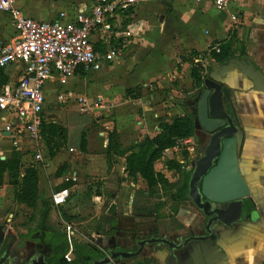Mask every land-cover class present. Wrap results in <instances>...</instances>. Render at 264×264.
Returning <instances> with one entry per match:
<instances>
[{
	"label": "crops",
	"instance_id": "1",
	"mask_svg": "<svg viewBox=\"0 0 264 264\" xmlns=\"http://www.w3.org/2000/svg\"><path fill=\"white\" fill-rule=\"evenodd\" d=\"M86 2V0H39L38 2L35 0H15V5L25 16L36 19L35 15L40 13L36 12L39 7H36L35 3H41V15L36 20H52L58 17L60 12L66 13V18L72 17ZM216 11L211 0H146L135 8L120 13L115 20V24L120 26L128 37L122 50V57L119 59H128L134 62L137 57V75H139L137 84L127 88L142 86L143 83L147 82L153 83L164 74V80L166 79L165 81L168 82L177 77L181 78L182 75L191 78L192 62H183L181 57L187 56L191 50L207 51L210 46L219 42L230 44L231 55L236 58L248 56L253 63L264 70V0H235L224 9L218 10L226 14L224 18L214 16L213 13ZM46 16H50V18L44 19ZM233 16L235 18H232ZM15 36L16 30L9 13L0 10V40L8 42ZM160 36L165 37L168 41L167 62L164 69L158 70L151 76V72L143 70L142 67L149 62L150 58H154L155 43L160 39ZM106 65H109V63ZM115 67L117 66H112V68ZM21 69L22 65L14 64L3 70L2 74L6 77L5 84H14L20 75ZM86 73L76 72L73 76L85 75ZM231 78L232 75L229 74L225 81H227V86L235 97L239 108V116L242 117L245 124H254V134L264 133V102L251 103L252 100L248 98L242 88L232 84ZM48 81L52 83L55 94L58 91H67L75 99L71 90L63 88L64 85L56 89L53 81ZM241 81L245 84L244 79ZM127 88H124L122 93L124 95L123 100L119 97V101L123 107H133L131 106L133 101L137 100V113L131 108L133 125L137 129L132 130L131 127H128L125 128V131L122 130L121 123L117 119L119 112L114 101H105L113 113L112 116H107L103 112L101 114L102 118L96 120L92 114H79L77 111L70 110L68 105H63L66 108L65 115L67 116L63 125H60L66 128L65 144L54 157H49L41 164L36 165L38 168V187L45 197L51 198L53 192L61 190V186L68 185L67 183L70 182L72 185L66 187L70 191L68 200L76 193L80 194L75 202H70L66 206V209L62 205H53L57 209H62V216L63 214L68 216L79 214L84 217L91 214L92 216L88 220L95 219L97 222L105 202H108V207L114 206L112 213H109L108 207L104 210V213L113 217L115 223V234L101 239L102 246L105 248L130 249L137 240L147 238L152 231L169 239H181L186 234L185 225L193 218L188 208L183 207V212H180V210L175 214L170 212L171 214H164L159 219L155 216H146V220L153 221L151 223L152 229L147 231V234H144L146 232L138 228L141 213L135 210L137 178L133 179L127 176L124 170L125 156L116 155L115 152L112 153L111 165L109 166L104 153L108 142L107 133L112 129L117 131L119 141L123 147H129L137 143L148 133L146 132L147 122H144L145 118H142V116L146 114L145 108L149 106L150 102L147 101V104H144L142 95L137 99L127 98L125 96ZM98 97L102 99L101 95ZM55 98H53L54 104L48 108L58 110L60 107L62 109L63 106L55 103ZM152 99L153 96H151ZM68 101L59 103H67ZM141 107H143L142 110ZM101 108H103V105L92 107L89 110L95 111ZM59 113L57 112L54 115H59ZM95 115L97 116V114ZM43 118L45 121L48 119L47 115L44 114ZM51 121L57 123L55 119ZM1 124L0 139H2L1 135H5L8 140L18 142L22 130L18 128L17 123L13 122V128L10 127V130H7L6 122L2 121L0 114ZM99 124L104 128L101 129ZM82 134H84L85 140L83 151L80 149ZM35 144L38 145V142ZM1 146L3 147V145ZM6 147L4 148L5 151H7ZM16 148L23 153L22 164L24 167L28 166H25V164L29 163L30 154L21 150L20 146ZM10 153L11 150L9 155ZM165 154L164 151L162 158ZM60 166H63V168L61 172L57 173ZM113 176H115L118 183L117 193L112 191L105 193L106 184H111L108 181ZM94 184L96 186L95 194L91 196L89 187L94 186ZM97 188L98 191H96ZM142 192L147 194V191ZM75 219L73 216L71 221L76 222ZM148 248L141 256L127 261L125 264L142 263L147 259H153L151 264H166L168 254L166 250H157L153 245ZM225 249L231 258L224 264H254L252 261L247 262L246 259L241 261L236 259V255L241 251L240 249L229 244L225 246ZM177 254L181 260L179 264H199L196 254L187 260L184 257V250H179ZM112 264L124 263L114 261Z\"/></svg>",
	"mask_w": 264,
	"mask_h": 264
},
{
	"label": "rangeland",
	"instance_id": "2",
	"mask_svg": "<svg viewBox=\"0 0 264 264\" xmlns=\"http://www.w3.org/2000/svg\"><path fill=\"white\" fill-rule=\"evenodd\" d=\"M35 1L38 2L39 0ZM35 5L36 7H39L36 12H39L40 14L35 15L36 19H39L41 15V3H35ZM218 12L219 11L217 10L213 13V15L218 18L226 17L225 13ZM49 18L50 16H46L44 19ZM155 44L156 47L154 49V58H150L149 62L142 67L143 70L150 71L151 76L154 75V73H156L158 70L164 69L169 52L168 41L165 37L160 36V39ZM152 60L155 62L153 63ZM199 63L202 64L205 68H209L214 63V61H212L211 58L206 55L202 56ZM113 65H116L117 67L112 68ZM164 75L156 81H153V83L147 82L143 83V85L141 86L144 104H147V101L150 102L149 106L145 108L146 114L142 116V118H145L144 122H147L146 132L148 133L146 135H155L158 132V129H156V127H158L159 125L160 118H170L174 115L183 114L184 106L190 104L194 105V103H196V101L198 100L200 91L203 89L202 84L199 86L194 85L191 81L192 79L188 76L185 77L182 75L181 78L177 77L176 79H172L168 82L165 81L166 79L164 80ZM138 77L139 75H137V57L133 62L128 59L121 60L118 58V56H116L114 57L112 62L109 63V65H105L99 70L88 71L85 75L69 77L67 83L63 87L71 90L72 94L75 97L83 96L87 98L88 101L96 99L99 95H101L103 100V102H101L103 103V108L97 109L95 111L89 110L86 112H81L78 109V104H76V99H69L67 103H55L59 106L68 105L70 110L77 111L79 114H92L93 118H95L96 120L102 118L101 114L103 112L107 116H112L113 113L110 110V107L107 106V103L105 101H114L116 103L117 111L119 112L117 119L119 123H121L122 130L125 131V128L128 127H131L132 130H135L137 128H134L135 126L133 125V113L131 112V108H133L134 112L137 113V100L135 102L133 101L131 105L133 107H123L120 104L119 97L121 100H123L124 95H122V93L124 91V88L136 85ZM55 95L56 94L52 83L47 81L45 84V96L47 98V103L42 114L47 115L48 119H46V122H50L51 120L55 119L57 123L63 125L65 117L67 116L65 115V106H63L62 109L59 107L58 110L55 108H48L49 106H52V104H54L53 98H55ZM151 96H153L152 100ZM228 105V107H230L229 109L233 112L232 103L230 101H228ZM142 108L143 107H141V110ZM57 112H60L59 115H54ZM95 114H97V116ZM1 126L2 124L0 125V127ZM100 127L101 129L104 128L101 125ZM20 136L21 137L17 142L18 146L22 148L21 150L27 151L30 154V157L28 159L29 163H26L25 166L29 164L39 165L42 161H45L49 158L47 145L45 144V141L43 139H40L37 145L35 144L37 142H32L33 140L25 131L22 130ZM1 138L0 158H5L9 155L10 150L17 148L13 145V140H8L5 135H1ZM1 145H3V147ZM5 147L7 148V151H5ZM37 153L40 154L41 159H38L36 157ZM194 155L195 150L193 152H168L164 155V158L161 157L155 163L154 167L156 170L164 174L168 182L178 183L182 179L181 171L167 169L166 163L170 159H174L180 163V170L184 168L187 169L190 166V162L192 161ZM108 182H111V184L105 183V193H108V191L117 193L118 183L115 179V176L111 177ZM95 188L96 186L94 184L91 191V196L95 194ZM142 191H147L146 183L140 177H137V200L142 199L140 196V192ZM171 192H173V189L169 188L168 186L159 185L158 190L153 196L148 199V202L150 204L158 201L163 202L165 206L161 209V213L169 214L171 212V203L169 196ZM41 193L44 195L43 192ZM79 195V193H76L74 196H72L66 203L62 205L63 208L66 209V206L70 202H75ZM179 210L181 212L183 210V207H180ZM62 213L63 211L61 208L57 209L53 206V209L50 212L48 225L54 230H60L65 233L70 245L69 251L66 253V257L68 259H72L73 253L71 252V246L74 242H97V237L93 230V226L96 221L95 219L88 220L92 216L91 214L84 217L80 216L79 214L73 215L74 218H76V222L68 221L64 219ZM0 217L8 219L6 229L10 231L9 237H15L16 240L21 242H37L38 237H42L46 241V235L43 231V228L38 225V214L36 213V211H33L25 204H18L14 201V188L7 183L6 174L4 176L3 184L0 186ZM145 218L147 217L141 215L138 221V228L146 232L144 234H147V231H150L152 229L151 223H153V221H150L149 219L146 220ZM15 247L19 248L20 245L16 246L15 244L14 248ZM128 249L129 248H123L122 250L128 251ZM131 260L132 259H125L124 261H119L125 264L127 261Z\"/></svg>",
	"mask_w": 264,
	"mask_h": 264
},
{
	"label": "built area",
	"instance_id": "3",
	"mask_svg": "<svg viewBox=\"0 0 264 264\" xmlns=\"http://www.w3.org/2000/svg\"><path fill=\"white\" fill-rule=\"evenodd\" d=\"M86 1L72 17L66 18V13L60 12L55 19L36 20L25 16L16 7L15 0H0V10L9 13L16 30L12 40H0V71L10 65H22L16 82L0 88V114L7 130L13 128L12 124L16 122L19 129L38 142L41 139L42 113L47 103L46 82L52 80L57 89L76 72L96 71L112 62L114 57L121 58L128 36L120 26H116L115 20L120 13L146 0ZM234 1L211 0L217 10ZM212 49L219 51L217 46ZM201 58L195 59V62L201 61ZM73 98L67 91H58L55 100L66 102ZM75 99L81 112L102 106L101 97L90 101L82 96ZM13 145L18 146L16 141ZM194 150V136H188L177 138L165 153ZM36 157L41 159L39 153ZM69 195L68 188L53 192V205H63Z\"/></svg>",
	"mask_w": 264,
	"mask_h": 264
},
{
	"label": "trees",
	"instance_id": "4",
	"mask_svg": "<svg viewBox=\"0 0 264 264\" xmlns=\"http://www.w3.org/2000/svg\"><path fill=\"white\" fill-rule=\"evenodd\" d=\"M217 46L219 51L212 49ZM208 56L209 58L224 63L230 56V44L219 42L209 47L207 51L198 52L191 50L187 56L181 57L183 62H192L190 76L193 84L199 86L203 83V78L207 76L209 68H205L194 59L200 56ZM84 74V73H82ZM6 83V77L0 71V87ZM141 86H134L125 90V96L130 99H137L141 94ZM202 90L200 91L201 94ZM200 96V95H199ZM199 98V97H198ZM197 102V101H196ZM196 120V103L184 106V113L174 115L170 118H160L158 132L154 136L146 135L137 143L123 147L119 141L117 131L112 129L108 131V142L104 153L109 166L111 165V155L125 156V172L128 177H140L147 187V194L140 192L141 200L135 202V210L144 216H155L159 219L164 216L161 209L165 206L163 202H154L150 204L148 199L158 190L159 185L168 186L173 189L170 193V211L175 214L181 205L186 204L190 199L188 197V181L190 172L185 168L180 170V163L174 159H170L166 165L169 170H179L182 173L180 182H168L164 174L157 171L154 167L155 163L163 156V152L171 148L177 138L194 136L198 131L195 129ZM41 137L47 145L49 157H54L66 141V128L56 122H46L43 118L40 125ZM80 149H85L84 134L81 136ZM23 153L18 149H12L9 156L4 159L0 158V186L4 182V176L7 175V183L14 188V201L18 204H25L27 207L36 211L38 214V225L43 228L46 235V244L51 252L46 259L50 264H88L95 259H100L108 252V248L102 246L101 239L103 237L115 234L114 219L109 214L104 213L108 207V202L103 205L102 212L93 226L96 234V243L90 242H74L72 252L74 257L67 259L66 253L70 245L65 233L60 230H54L48 225L49 215L53 207L51 198L45 197L38 187V168L31 164L26 167L21 162ZM63 166H60L57 173L61 172ZM60 187L66 188L72 185L67 183ZM92 187H89L90 192ZM98 191V188L96 189ZM97 194V193H96ZM99 195V194H98ZM109 213L114 211V206L108 207ZM170 213V214H171ZM33 217V216H32ZM65 220L71 221L73 216L63 214ZM152 233V232H151ZM150 233V234H151ZM115 250H122L116 247ZM137 250L136 242L128 251ZM124 261V260H122ZM153 259L145 260L137 264H151Z\"/></svg>",
	"mask_w": 264,
	"mask_h": 264
},
{
	"label": "flooded vegetation",
	"instance_id": "5",
	"mask_svg": "<svg viewBox=\"0 0 264 264\" xmlns=\"http://www.w3.org/2000/svg\"><path fill=\"white\" fill-rule=\"evenodd\" d=\"M243 57L248 56L236 58L231 55L224 63L214 60L207 74L216 65L228 63L231 58L241 59ZM255 66L257 65L255 64ZM261 70L264 72L263 69ZM229 74L232 75V84L241 87L248 98L252 100L251 103L255 104L259 101L264 102V92L257 90L250 80L243 78L237 68H232L228 74L222 78L224 82L223 90L231 96L233 112L229 109L230 107H228V100L224 99V105L225 110L233 119V123L237 126L235 138L237 141L238 169L240 175L247 184L248 192L244 197L232 201L211 202L209 212L212 211V213L209 216L204 215L192 204L191 200H189L186 204L180 206L187 207L191 216L193 215L192 220L185 225V228L183 227L186 234L181 239L172 238L170 240L180 243L191 236L199 235L206 237V239L208 238L207 242H209V238H211L212 244L221 247L224 251V254H222L214 250L217 264H224L230 260L231 257L225 249V246L228 244L241 250L240 253L236 255L238 261L246 259L247 262L252 261L254 264H264V133L254 134V124H245L242 121V117L239 116V108L235 97L227 86V81H225ZM243 79L245 80V84L241 81ZM210 135L209 133L198 131V140L194 138L196 149L192 161L202 155V153L199 152V145L206 143ZM216 162L217 159L214 160V164H216ZM200 185L201 183H198L199 188ZM202 200L204 201L205 198L202 197ZM7 220L8 219L0 217V264H32V262H40V258H43L47 264H50L46 259L50 255L51 250L45 240L42 237H38L37 242H21L16 240L13 236V238L9 237L10 231L6 229ZM209 220L212 221L209 226L212 231L211 234L206 232V226ZM150 237L166 236H160L158 233L152 231L147 238ZM201 243L202 241L190 240L184 248L179 250L185 251L184 257L187 260L193 255L190 251L194 252L197 249V254L194 253V255H197L199 264H205L203 255L201 251H199V244ZM15 244L16 246L20 245V247L14 248ZM151 245L156 247L157 250L161 249L160 244H147L143 252L149 249L148 247ZM114 248L116 249V247ZM138 248L139 246L137 245V249ZM109 249L110 248H108V250ZM179 250L174 251L175 254H177ZM177 259V264H179L181 260L178 254ZM115 260L119 261L122 259Z\"/></svg>",
	"mask_w": 264,
	"mask_h": 264
},
{
	"label": "water",
	"instance_id": "6",
	"mask_svg": "<svg viewBox=\"0 0 264 264\" xmlns=\"http://www.w3.org/2000/svg\"><path fill=\"white\" fill-rule=\"evenodd\" d=\"M232 68H237L243 78L248 79L257 88L264 92V72L249 57L241 59L231 58L228 63L214 66L203 79V90L196 102L195 129L211 134L208 141L199 145L202 155L191 161L187 171L190 172L188 181V197L192 204L204 215H211V202H227L244 197L248 187L239 173L237 160V141L235 134L237 126L225 110L224 99L231 102L229 93L223 90V77ZM197 138V133L194 135ZM1 159H4L1 157ZM217 159L216 164L214 160ZM198 183H201L200 188ZM202 197L205 200H202ZM209 220L206 232L211 234ZM1 239V234H0ZM208 239V238H207ZM191 236L180 243L166 237H150L136 241L139 248L135 251L115 250L110 247L108 253L100 259L88 264H112L115 259H134L142 255L147 244H160V248L168 251L166 264H177V254L174 251L184 248L190 240L202 241L199 251L203 255L205 264H217L214 250L224 254L221 247L214 246L211 238ZM212 246V248H211ZM193 255L197 249L192 252ZM219 258V257H218ZM32 264H47L43 258Z\"/></svg>",
	"mask_w": 264,
	"mask_h": 264
}]
</instances>
